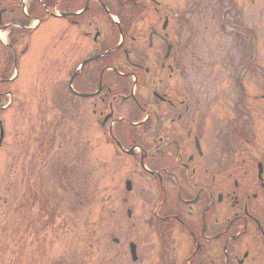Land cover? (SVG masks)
I'll list each match as a JSON object with an SVG mask.
<instances>
[{
  "label": "flooded vegetation",
  "instance_id": "af4514ba",
  "mask_svg": "<svg viewBox=\"0 0 264 264\" xmlns=\"http://www.w3.org/2000/svg\"><path fill=\"white\" fill-rule=\"evenodd\" d=\"M258 1L0 0V149L33 77L41 106L63 107L82 181L96 127L157 264H264Z\"/></svg>",
  "mask_w": 264,
  "mask_h": 264
},
{
  "label": "rangeland",
  "instance_id": "374dc122",
  "mask_svg": "<svg viewBox=\"0 0 264 264\" xmlns=\"http://www.w3.org/2000/svg\"><path fill=\"white\" fill-rule=\"evenodd\" d=\"M258 4L264 31V0L253 7ZM33 79L15 93L22 102L16 113L22 123L10 121L0 149V264H157L158 240L146 227L147 213L118 183L122 172L110 159L109 147L97 141L99 134L90 131L96 127L88 125L87 178L82 181L85 167L68 139L64 111L51 105L49 93L41 99L48 108L41 106L32 93L39 88ZM50 127L55 137H39L42 128ZM63 167L71 188L59 181ZM123 195L128 203L120 207ZM129 241L139 251L136 262L130 260Z\"/></svg>",
  "mask_w": 264,
  "mask_h": 264
},
{
  "label": "trees",
  "instance_id": "16d2710c",
  "mask_svg": "<svg viewBox=\"0 0 264 264\" xmlns=\"http://www.w3.org/2000/svg\"><path fill=\"white\" fill-rule=\"evenodd\" d=\"M64 169H65V167H63V168L61 169L60 176H61L63 179H66V175L64 174ZM70 190H73V189H70Z\"/></svg>",
  "mask_w": 264,
  "mask_h": 264
},
{
  "label": "water",
  "instance_id": "95a60500",
  "mask_svg": "<svg viewBox=\"0 0 264 264\" xmlns=\"http://www.w3.org/2000/svg\"><path fill=\"white\" fill-rule=\"evenodd\" d=\"M130 252H131V255L134 256V246L133 245H130Z\"/></svg>",
  "mask_w": 264,
  "mask_h": 264
}]
</instances>
